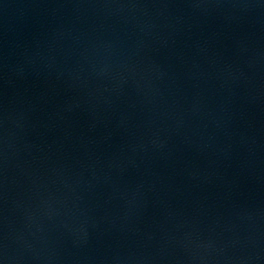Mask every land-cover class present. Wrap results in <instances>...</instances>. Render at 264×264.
Wrapping results in <instances>:
<instances>
[{
  "label": "water",
  "instance_id": "water-1",
  "mask_svg": "<svg viewBox=\"0 0 264 264\" xmlns=\"http://www.w3.org/2000/svg\"><path fill=\"white\" fill-rule=\"evenodd\" d=\"M0 264H264V0H0Z\"/></svg>",
  "mask_w": 264,
  "mask_h": 264
}]
</instances>
